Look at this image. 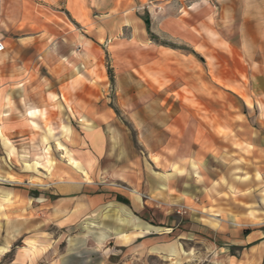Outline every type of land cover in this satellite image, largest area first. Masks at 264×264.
<instances>
[{
	"label": "rangeland",
	"instance_id": "rangeland-1",
	"mask_svg": "<svg viewBox=\"0 0 264 264\" xmlns=\"http://www.w3.org/2000/svg\"><path fill=\"white\" fill-rule=\"evenodd\" d=\"M21 1L0 0V39H36L38 44L46 37L52 56L41 58L45 51L37 45L26 55L30 69L22 72L51 78L53 91L47 110L27 102L28 97L18 98L22 110L10 114L0 128V264H50L67 252L68 236L80 238L72 246L87 248L81 239L91 231L58 230L44 219V192L58 181L130 188L144 203L153 204L148 215L157 221L164 211L148 192L147 172L156 178L174 158L184 160L200 151L214 173L235 164L238 153L251 157L254 128L264 115L254 108L264 105V64H237L236 50L228 48H215L206 57L204 49L196 51L183 40L155 32V19L146 11L148 41L192 53L194 60L162 62L158 48L142 47L145 38L138 31L113 32L106 16L97 14L80 23L67 11L65 0L51 6L44 0ZM20 6L36 14L19 21L15 15ZM240 19L218 18L211 24L235 27ZM15 22L22 27H12ZM255 52L258 58L264 53ZM246 53L252 61L254 51ZM14 101L6 98V105L12 108ZM140 184L136 192L134 185ZM20 197H29V210ZM182 208L185 212L178 213ZM194 210L180 205L174 214L182 217ZM101 221L102 226L114 222L107 215ZM101 246L107 249L112 243ZM148 261L178 264L160 256Z\"/></svg>",
	"mask_w": 264,
	"mask_h": 264
},
{
	"label": "crops",
	"instance_id": "crops-1",
	"mask_svg": "<svg viewBox=\"0 0 264 264\" xmlns=\"http://www.w3.org/2000/svg\"><path fill=\"white\" fill-rule=\"evenodd\" d=\"M44 1L51 6L60 0ZM65 6L80 23L98 14L109 18L113 32L138 31L142 39L145 38L141 41L142 47L158 48L162 62L171 59L180 65L194 60L192 53L185 55L178 49L148 41L143 16L146 11L155 19L152 20L155 32L183 40L196 51L204 49L206 57L212 55L215 48H228L236 50L237 64H264V53L258 58L255 52L264 51V0H65ZM48 12L51 15V11ZM34 14L36 12L20 6L15 16L20 21L21 17ZM236 16L241 19L235 27L234 24L222 27L211 24L218 18L231 21ZM12 27L18 29L22 24L15 22ZM44 28L46 34V22ZM230 33L236 35L230 36ZM3 42L1 129L10 114L22 110L18 98L28 97L27 102L40 103L39 107L47 110L51 107L53 91L51 78L22 72L30 69L31 59L26 55L36 47L44 49L41 57L44 60L52 56L47 51L51 44L46 37L38 44L36 39L22 42L20 37L14 42ZM249 49L254 51L252 61L247 60L246 50ZM6 98H13L17 104L11 108L6 105ZM255 107L264 114V105ZM253 141L250 158L238 153L235 164L230 163L231 166L219 173L213 172L207 164L208 156L201 151L184 160L174 158L171 167L166 170L163 165L156 178L147 172L148 192L156 196L153 199L164 211V217L157 221L148 215L153 204L144 203L130 188L68 180L51 185L44 192L46 223L62 231L75 227L76 232L92 233L81 239L87 241L86 249L79 244L72 246V241H79L78 235L68 236L67 252H61L50 264H150V256L177 259L178 264H264V115L260 116L258 129L254 128ZM220 159L225 161L224 157ZM150 178L155 179V183ZM126 179L132 180L128 176ZM141 187V184L134 185L136 192ZM20 198L29 210L30 200L26 203L29 197ZM15 201L20 203V200ZM180 205L195 210L177 217L174 207ZM106 215L114 222L102 226L101 218ZM107 241L112 247L102 249L101 245ZM106 253L108 256L101 260V255ZM86 254L91 258L84 257Z\"/></svg>",
	"mask_w": 264,
	"mask_h": 264
},
{
	"label": "built area",
	"instance_id": "built-area-1",
	"mask_svg": "<svg viewBox=\"0 0 264 264\" xmlns=\"http://www.w3.org/2000/svg\"><path fill=\"white\" fill-rule=\"evenodd\" d=\"M4 48H5V44H4V42L0 39V52L3 51ZM183 207H184V206H183ZM184 209H185V208L178 209L177 212L181 214V213L185 212Z\"/></svg>",
	"mask_w": 264,
	"mask_h": 264
}]
</instances>
